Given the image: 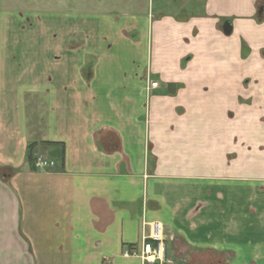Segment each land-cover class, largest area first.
Listing matches in <instances>:
<instances>
[{
  "label": "crops",
  "instance_id": "obj_1",
  "mask_svg": "<svg viewBox=\"0 0 264 264\" xmlns=\"http://www.w3.org/2000/svg\"><path fill=\"white\" fill-rule=\"evenodd\" d=\"M191 1L0 9V264H264V0Z\"/></svg>",
  "mask_w": 264,
  "mask_h": 264
},
{
  "label": "rangeland",
  "instance_id": "obj_2",
  "mask_svg": "<svg viewBox=\"0 0 264 264\" xmlns=\"http://www.w3.org/2000/svg\"><path fill=\"white\" fill-rule=\"evenodd\" d=\"M183 1V15L195 11L191 0H0V9L16 10H62L76 12H99L122 16L124 13L157 15V11L174 8ZM195 4H199L195 2Z\"/></svg>",
  "mask_w": 264,
  "mask_h": 264
},
{
  "label": "built area",
  "instance_id": "obj_3",
  "mask_svg": "<svg viewBox=\"0 0 264 264\" xmlns=\"http://www.w3.org/2000/svg\"><path fill=\"white\" fill-rule=\"evenodd\" d=\"M158 80H153L150 83V88L158 87ZM55 166V161L45 157L44 155H37L35 159V167L37 169H47ZM166 246L161 237L159 224H153L152 234L148 240H144L141 252L133 250L131 253L126 251V255L132 254L140 256L148 264H160L158 261H163L165 256Z\"/></svg>",
  "mask_w": 264,
  "mask_h": 264
},
{
  "label": "trees",
  "instance_id": "obj_4",
  "mask_svg": "<svg viewBox=\"0 0 264 264\" xmlns=\"http://www.w3.org/2000/svg\"><path fill=\"white\" fill-rule=\"evenodd\" d=\"M42 144H45V142H42ZM39 145L38 142H33L30 144V154L29 155V162L35 167V159H36V154H35V149ZM36 168V167H35Z\"/></svg>",
  "mask_w": 264,
  "mask_h": 264
},
{
  "label": "water",
  "instance_id": "obj_5",
  "mask_svg": "<svg viewBox=\"0 0 264 264\" xmlns=\"http://www.w3.org/2000/svg\"><path fill=\"white\" fill-rule=\"evenodd\" d=\"M231 23L229 21L226 22L225 26H224V30L226 33H230L231 32Z\"/></svg>",
  "mask_w": 264,
  "mask_h": 264
}]
</instances>
